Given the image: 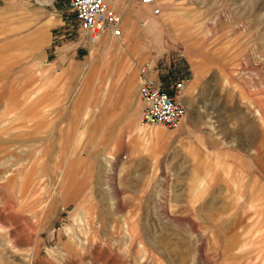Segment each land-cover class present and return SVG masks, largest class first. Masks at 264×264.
Segmentation results:
<instances>
[{
  "label": "rangeland",
  "instance_id": "obj_1",
  "mask_svg": "<svg viewBox=\"0 0 264 264\" xmlns=\"http://www.w3.org/2000/svg\"><path fill=\"white\" fill-rule=\"evenodd\" d=\"M66 2L0 0V264H264V0H112L93 44Z\"/></svg>",
  "mask_w": 264,
  "mask_h": 264
},
{
  "label": "built area",
  "instance_id": "obj_2",
  "mask_svg": "<svg viewBox=\"0 0 264 264\" xmlns=\"http://www.w3.org/2000/svg\"><path fill=\"white\" fill-rule=\"evenodd\" d=\"M140 2L148 5L153 0ZM67 6L73 15L79 37L86 43L97 42L102 33L115 38L120 36V20L108 0H67ZM151 13L157 14L158 8H152ZM182 88L181 79L172 81L164 89L159 81L143 76L138 86V95L143 104L139 124H159L174 129L184 117L185 109L168 91L176 93Z\"/></svg>",
  "mask_w": 264,
  "mask_h": 264
},
{
  "label": "crops",
  "instance_id": "obj_3",
  "mask_svg": "<svg viewBox=\"0 0 264 264\" xmlns=\"http://www.w3.org/2000/svg\"><path fill=\"white\" fill-rule=\"evenodd\" d=\"M111 2H112V0H108V3H109V4H111ZM66 4H67V2H66ZM126 28L129 29V30H127V34H130V28H132V24L129 23V24L126 26ZM131 31H132V30H131ZM150 79H151V78H150Z\"/></svg>",
  "mask_w": 264,
  "mask_h": 264
},
{
  "label": "bare ground",
  "instance_id": "obj_4",
  "mask_svg": "<svg viewBox=\"0 0 264 264\" xmlns=\"http://www.w3.org/2000/svg\"><path fill=\"white\" fill-rule=\"evenodd\" d=\"M184 109H185V107H184ZM185 113H186V109H185ZM181 122V121H180ZM159 125V124H158ZM141 128H144L143 126H141V125H139Z\"/></svg>",
  "mask_w": 264,
  "mask_h": 264
}]
</instances>
